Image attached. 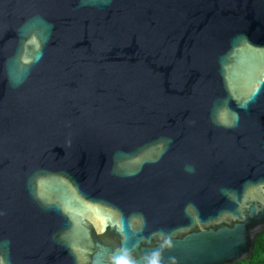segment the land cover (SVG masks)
Here are the masks:
<instances>
[{"label": "water", "instance_id": "95a60500", "mask_svg": "<svg viewBox=\"0 0 264 264\" xmlns=\"http://www.w3.org/2000/svg\"><path fill=\"white\" fill-rule=\"evenodd\" d=\"M264 232V0H0V264H236Z\"/></svg>", "mask_w": 264, "mask_h": 264}, {"label": "trees", "instance_id": "16d2710c", "mask_svg": "<svg viewBox=\"0 0 264 264\" xmlns=\"http://www.w3.org/2000/svg\"><path fill=\"white\" fill-rule=\"evenodd\" d=\"M236 264H264V232L259 234L256 238L252 257L247 261L238 262Z\"/></svg>", "mask_w": 264, "mask_h": 264}]
</instances>
